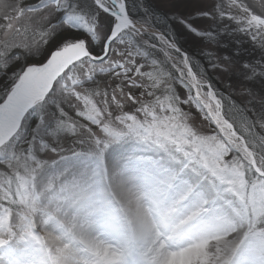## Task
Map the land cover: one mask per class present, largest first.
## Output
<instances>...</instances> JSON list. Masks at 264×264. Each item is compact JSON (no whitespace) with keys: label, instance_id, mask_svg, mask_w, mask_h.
I'll return each mask as SVG.
<instances>
[{"label":"snow or ice","instance_id":"6c2138e0","mask_svg":"<svg viewBox=\"0 0 264 264\" xmlns=\"http://www.w3.org/2000/svg\"><path fill=\"white\" fill-rule=\"evenodd\" d=\"M173 8L162 17L171 32H157L149 23L159 11L154 0H17L0 23V166L20 179L49 152L130 148L113 142L136 137L213 176L250 171L264 187V94L236 88L264 81V17L225 16L216 0H174ZM177 29L205 42L199 59L174 39ZM235 33L261 54L221 82L229 100L247 97L226 106L209 71L229 72L233 56L244 60L239 41L220 54L228 49L220 38ZM158 45L163 60L154 58ZM193 108L210 131L192 123ZM6 234L0 247L15 235Z\"/></svg>","mask_w":264,"mask_h":264},{"label":"rangeland","instance_id":"374dc122","mask_svg":"<svg viewBox=\"0 0 264 264\" xmlns=\"http://www.w3.org/2000/svg\"><path fill=\"white\" fill-rule=\"evenodd\" d=\"M16 3L17 0H0V23L3 22L4 15L11 14ZM154 3L159 11L149 18L152 31L171 32V26L165 25L162 17L164 13L175 10L174 0H154ZM216 4L223 15L235 19L264 17V0H216ZM141 9L143 11V6ZM261 36L264 39V29ZM174 39L194 59L201 57L202 47L207 50L204 41L183 34L180 29L176 30ZM233 41L241 42L240 52L244 60L239 61L233 56L229 72L209 71L213 83L224 93L226 106L230 102L238 104L247 97L233 95L229 100L228 92L221 82L231 77L239 63H252L261 54L248 37L235 33L220 38L221 46L228 45V49L220 47L221 55L226 54L228 50L229 52L235 50ZM154 58L164 59L163 53L159 52V45ZM201 63L207 66L205 60H201ZM241 87H252L254 92L264 94V81L256 80L253 83L245 81L242 85L237 84L238 92ZM253 106L259 110L258 104L250 105ZM185 110L188 111L186 106ZM192 117V123L197 128L204 132L210 131L198 109H192ZM113 143L127 144L131 147L113 148L111 151L105 148L97 151L85 145L82 148L78 147L75 154L68 150L57 154L49 152L41 157L45 163L36 167L35 171H21L20 179L17 178L15 168L9 172L0 166V234H5V238L9 239L7 230L10 228L15 233L10 237V243L0 247V264H63L66 261V252L71 247L70 241L64 245L61 241L52 240L48 237L46 227L57 224V221H76L77 213L71 208L63 210L62 202L70 200L72 193L83 187L103 193L102 197L85 200L86 204L83 206L86 212L99 214L106 225L107 223L113 225L116 232L122 228L121 220L125 215L132 217L137 215L138 210L149 207L160 218V225L165 226L164 223L167 222L166 231L170 234L168 237L176 236L172 239L173 245L180 246L187 241L192 244L195 239L196 244L190 253L183 257L182 264H223L225 260L232 258L235 247L239 248L238 256L226 264H264V187L256 183L252 172L248 171L241 177L222 178L201 170L207 181L198 190V181L193 178L195 174L186 172L187 165L185 163L184 167L180 165L181 162L168 151H163L162 147L150 145L149 142L136 137ZM108 155L111 159L119 161V164L113 169L105 170V174L97 169L94 175H88V180L84 181L82 172L87 169L88 173L92 169L95 170L90 163L98 164ZM130 161L135 163L130 164ZM68 165L80 172L76 171L73 176L63 177L58 170ZM49 176L51 181L48 187L45 179ZM128 179L132 191L130 196L120 200L121 202L113 200V196L110 197L104 190L106 186L118 189L119 184H125ZM229 179H235L236 183H229ZM212 182L225 197L218 203L212 200L208 204L209 200L213 199L208 195L211 190L209 187H213L210 185ZM231 204L235 205L237 211L236 219L233 221L226 217L227 206L230 207ZM115 210V214H112ZM168 215H171L170 220ZM187 226L190 227V233L185 237L182 233ZM161 237L162 239L165 237L163 232ZM242 239L245 245L240 246ZM164 242L166 245L168 241ZM80 250L85 252L86 247L82 246ZM127 250L132 258L131 264H139L140 260L143 261L142 264H169L163 261L164 258L157 260L146 252L140 254L134 247L131 249L127 247ZM122 260L116 251L112 250L110 254L108 252L105 255L86 254L85 260L75 263L123 264Z\"/></svg>","mask_w":264,"mask_h":264},{"label":"bare ground","instance_id":"6f19581e","mask_svg":"<svg viewBox=\"0 0 264 264\" xmlns=\"http://www.w3.org/2000/svg\"><path fill=\"white\" fill-rule=\"evenodd\" d=\"M162 149L163 151H168L171 156L180 162L183 159L182 156L171 152L169 149ZM90 164L95 167V170L92 169L89 171V173L88 169L84 170L82 172L84 173L82 175V179H84V181L88 180V175H94V172L97 169L101 170L102 173L105 174V170L108 168H115L117 164H119V161H115L113 158L111 159V157L108 155L105 157V159H101L98 164L94 162H91ZM180 165L184 167V163H180ZM185 165H187V167H185L186 172L189 171L195 174L193 178L198 181L197 189L200 188L203 183H206L207 180L205 176H203L204 173L201 171V169L190 164ZM76 171L79 170L71 165L62 167L58 170V172L61 173L63 177L73 176L76 174ZM52 178L55 180L54 176H52ZM45 181L47 183L46 185L49 187V182L51 181L50 176L45 179ZM207 183H209V181ZM119 185L120 187H117L118 189L115 188L116 191L113 187L109 186H106L104 190H106V193L110 197L113 196V200L116 199L117 201L121 202L120 200H123L124 198L127 199L130 196L132 187L130 185L129 179L125 184ZM210 185L213 187H209L211 190L208 192V195L213 199L209 200L208 204H210V201L212 200H216L215 203L224 200L225 195L219 191L218 187H216L215 184L213 185V182L210 183ZM135 187L137 186L135 185ZM102 196L104 195L100 191L88 189L87 187L76 190L74 193H72L70 200H64L62 202L63 210L71 208L72 211L77 213L76 221H57V224H50L49 227H46L48 228V237H50L52 240L61 241L64 245L66 242L70 241L69 243L71 244V247L69 251L66 252V261L63 262V264H76L75 262H82L86 259V254L105 255L108 252L110 254L112 250L120 251V249L125 250L127 247L130 249L134 247L140 254H142L141 252H146L147 254L151 255L152 258L157 260L164 258L163 261L169 264H182L181 262L183 257L188 254V252L190 253L193 245L196 244L194 239L192 244L190 241H187L185 242L186 244H182L180 246L173 245L172 239L174 237L176 238V236L173 235L174 237H168L170 234L166 231L167 222L164 223L165 226L160 225V218L155 213H153L152 209L149 207H145V210H138L137 215H132V217L125 215V218H122L121 220L123 225L122 228H119L120 230L116 232L115 227H113V225L111 226L105 221L107 223L106 225L99 214H92L89 211L86 212L84 209L83 205L86 204V202H84L85 200H92V197L99 198ZM75 200L77 201L75 202ZM78 200L80 201L78 202ZM117 201L115 202L117 203ZM80 205H82V207ZM227 209L228 211L226 217H229L230 221L236 219L235 213H237V211H235V205L231 204L230 207L227 206ZM115 212L116 210L112 214H115ZM168 216L170 220L171 215ZM65 224L68 226H64ZM189 230L190 227L187 226V228L184 229L182 235L187 237V233H190ZM161 232L165 234L164 239L161 237ZM169 239H171V241ZM164 241H168L166 245ZM114 243L116 246H114ZM239 245H245L243 239ZM82 246L86 247L85 252H83L84 250H80ZM231 249L233 250V248ZM234 251L235 252H233V255L231 256L232 258L228 259V261L225 260L223 264L230 263L232 259L238 256L239 248L235 247ZM126 260V262L129 263L131 258L126 257Z\"/></svg>","mask_w":264,"mask_h":264},{"label":"trees","instance_id":"16d2710c","mask_svg":"<svg viewBox=\"0 0 264 264\" xmlns=\"http://www.w3.org/2000/svg\"><path fill=\"white\" fill-rule=\"evenodd\" d=\"M131 2H132V0H130V4H131ZM137 2H139V0H137ZM141 6H142V4H141ZM141 6H140V9H139V12H140V15H137L135 18H137V19H142L143 17H142V9H141ZM159 27H162L161 25H159Z\"/></svg>","mask_w":264,"mask_h":264}]
</instances>
